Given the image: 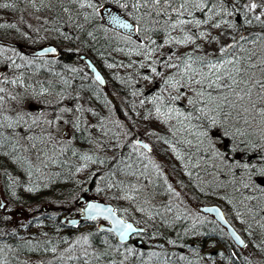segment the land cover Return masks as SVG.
<instances>
[{"label": "snow or ice", "instance_id": "1", "mask_svg": "<svg viewBox=\"0 0 264 264\" xmlns=\"http://www.w3.org/2000/svg\"><path fill=\"white\" fill-rule=\"evenodd\" d=\"M71 3L78 6L79 9L89 10L82 13L86 22H93L97 17L101 21H105L103 13L108 6L103 3V0H71ZM115 3L119 9L123 10V14L113 15L109 11L106 24L115 26L113 30L116 28L126 30L122 35L117 32L118 40L125 47H118L116 51L124 53L127 49L128 55L134 54L137 57H143L144 62H141L139 67H149L153 75H145L142 78L145 81H150L153 85L156 84L157 78L159 79L160 84L157 85L159 91L151 96H145L140 104L144 106L147 102L153 105L156 119L164 124L171 125V122L175 121V124L171 125L173 135L176 132L187 134L177 143L191 146L193 140L187 137H194L197 151L211 150L214 158H221V153L216 150L214 142L210 138L212 129H223L224 135L243 138L248 136L249 132L240 127L242 122L247 128L256 125L260 128L261 134L264 135V50L257 53L255 50L247 48L245 45L249 41L243 34L233 35L231 42L225 38L226 29L233 31L236 29L235 23L226 19V17L237 14V4L229 6L225 0H212L211 6L209 0H115ZM3 7L8 8L10 5L5 4ZM242 7L246 9V13H255L259 10V15H255L254 19L264 24V0H250ZM64 11L68 12L69 9L65 7ZM197 13L203 14L205 18H198ZM69 18L71 19V16ZM246 23L251 24L252 20L246 18ZM205 26L207 27L205 28ZM81 27L83 26L81 25ZM99 30L107 33L109 27L100 25ZM213 30H216L218 34L213 35ZM133 32L137 34V39L140 42L133 39ZM88 35L92 36L93 33L89 32ZM154 37L162 38V42L158 43V40ZM251 43L255 45L258 41L252 40ZM21 59L25 58L21 57ZM13 64H15V61H13ZM132 66V63L128 65L130 68ZM158 66L163 71L158 70ZM16 67H20V65H16ZM108 67L112 68L114 65L109 64ZM17 79L20 80V78ZM96 80L103 83L99 73L96 74ZM20 82L23 81L20 80ZM0 83H9V81L5 79ZM11 83L15 84L17 80H12ZM44 91L42 90L40 95H43ZM0 93H6V89L0 87ZM137 94L133 92L134 96ZM139 94L143 95L142 92ZM9 98L13 101L18 100L15 95L9 94ZM4 103L5 96L0 95V109L3 108ZM12 111H15L16 115L14 117L4 115L0 119V129L11 130L12 137H18L16 143L23 139L16 132L18 127L27 126L28 130H31L33 126H40L41 123L48 127L42 129L40 136L29 135L27 139L33 142L38 140L40 143L50 142L53 136L49 129L54 123L63 119L62 115H57L55 120H51L33 117L22 110L12 109ZM81 111L82 108H76V112ZM70 112H72L70 108L61 109V113ZM152 115L153 112L149 111L144 119H148ZM64 122L68 123V121ZM117 126L121 127L118 123ZM74 127L77 129L80 127L79 118L75 121ZM43 132H47V136L43 135ZM149 135L154 136L156 134L150 133ZM9 140V136H5L3 132H0V146H3L2 141ZM164 143L170 145L171 151L177 159L184 161V154L176 144L167 139H164ZM31 146L35 147L36 145L33 143ZM129 146L132 148L133 153L137 152V149L145 151L137 155L136 161H132L131 153L127 161L120 158L115 168L109 171L105 177L108 181L106 188L98 187L97 191L114 189L115 194L112 199L129 201L130 205H137L133 208V211L145 214L149 220L155 216H160L165 224L171 226L176 221L188 219V214L171 202L165 206L164 213L152 208V193L149 185L153 184V180L149 169L154 170L159 177L162 175L160 165L148 155L153 151L148 143L136 140ZM116 147L123 148L125 145L121 144L117 138ZM13 151H15V145H13ZM63 151L62 148L61 152ZM73 154L75 155V152ZM16 159L17 162L27 165L28 175L31 177L33 168L31 161L20 157ZM81 159L99 164L106 162L102 159H94L90 155H82ZM41 163L44 164L45 162L41 161ZM84 167H87V163ZM228 167L231 168V165ZM185 168H187V164H185ZM243 168L247 177L246 180L242 181L243 187L246 189L255 187L252 182L254 172L249 170L247 164L243 165ZM80 170L77 169V171ZM36 171L39 172L40 169L37 167ZM187 174L191 176V172ZM260 175L264 176V169L260 170ZM141 178L146 180L147 183L142 184ZM133 179L135 182H133ZM13 183H15V180H13ZM164 183L167 185V191L179 199L181 194L173 189L166 178ZM33 190V187L27 189L29 192ZM256 190L261 193V196H264V189L258 188ZM201 191H204V189H201ZM244 199L259 198L246 196ZM5 207L7 205L0 202V208ZM245 207L247 214L255 219L253 209L248 205H245ZM174 208L176 214L169 221L166 213L172 212ZM123 211L127 213L128 209ZM205 211L216 212L220 220L224 221L225 224L228 223L219 209L207 208ZM260 211L264 212V207H261ZM81 212L88 220L95 221L103 218L110 221L111 228L101 227L99 231L108 234L114 232L118 236L120 244L112 245L105 238L102 241L106 245L105 251L97 254L92 250L91 237L94 234H82L59 255L58 259L61 264H70V262L71 264H94V261L98 264L102 256L111 257L112 250L118 253L122 259L119 261L110 259V264H128L132 257L138 258V264H150V262H153V258H155V264H174L173 257L176 256V253L169 256L163 250V245L157 246L161 249L160 251H149L147 253L148 260H145L144 252L124 244L123 242L133 234L139 235L145 229L135 227L133 223L118 218L116 208L93 202L88 203ZM242 215L244 214L237 210L235 218L240 219V222L244 224L245 221L241 219ZM203 222L204 220L198 216L193 219V235H207L195 231L197 224ZM260 226L264 228V224ZM231 235L238 243L244 244V241L234 230ZM65 242L67 243V241ZM167 243L175 245L176 241L168 240ZM121 248H123V251H121ZM3 251V249H0V253ZM51 251L56 253L57 249L53 247ZM196 255L198 257L196 261L189 260L185 256H179L178 260L185 261L186 264H200V261L205 258L199 256L198 251ZM219 255L223 257L224 254L219 253ZM207 259L211 260L212 256L209 255ZM0 264H7V260L0 259Z\"/></svg>", "mask_w": 264, "mask_h": 264}, {"label": "trees", "instance_id": "2", "mask_svg": "<svg viewBox=\"0 0 264 264\" xmlns=\"http://www.w3.org/2000/svg\"><path fill=\"white\" fill-rule=\"evenodd\" d=\"M17 1L21 6L22 1L24 0ZM52 1L53 0L46 1L45 9L49 6V4L52 3ZM211 2L212 0H209L210 6ZM225 2L229 6L237 4V14L232 17H226V19H229L235 23L237 34L236 36H238V34L241 32L246 33L244 34V36L247 37L249 42L245 46L249 49L255 50L257 53H260L262 50H264V48H261V44H264V24H261L259 21H256L254 19V16L257 14L246 13V9L242 6L247 3V0H238V3L237 0H225ZM103 3L118 8L115 0H103ZM53 5V8L57 9L60 12V14L58 13V15L61 17V21L54 25V29L62 30L60 34L62 33L63 36L61 39L57 37L55 39L57 41L56 43L65 44L67 45V47H70V49L67 50V48H63L59 56L51 58H31L22 53H19V55L16 56L17 60H20V58L24 56L25 58L31 59L36 62L55 61V66L57 65V68L60 71H65L70 66V63L76 61L75 59L77 58L76 56L74 57V51L72 49L74 47H81L80 50L88 53L87 56H89L94 61L96 66L100 68L104 75L108 74L110 76L109 72L105 69L102 61H104V63H106L107 61L109 64L116 65V67L118 68V77L114 79L113 77H110L109 82H111L110 84L113 85L112 87H114L115 90H118L116 94H119V97L124 99L125 109L127 110V115L125 113V116L127 117L125 122L127 125H132L129 128L133 127L139 131L140 125H142V127H144V125H158L159 133L150 138L151 147L154 146V144H156L157 142H161V144H163L161 151L165 152L167 147H170V145L165 144L164 139L171 141L173 144H176V146L179 145L177 143L178 140L176 139L178 138L177 135H181L180 132H176V134L173 135L171 126H169L170 124H164L159 119H156L153 105L147 102L144 106H141L140 104V101L144 99L145 96H151L158 92L159 88L157 87V85L160 84L158 78L155 85H153L150 81H145L142 78L145 75H153L149 67H139V64L141 62H144L143 57H137L134 54L128 55L127 49L124 53L116 51L118 47H125V45L117 38V32L119 31L113 30V28L102 22L99 17H97L93 22H86L83 19L82 13L89 10L79 9L78 6H75L73 8L74 13L72 14L70 19V15H68L69 13L64 11L65 7L68 8L70 6L63 3L58 4L56 2ZM197 17L200 19L205 18L203 14L200 13H197ZM246 18L252 20V23H246ZM81 25L83 27H81ZM100 25L109 27V31L105 33L104 31L99 30ZM7 28V30H9L10 32L0 31V35L4 36L13 34V28L11 26H8ZM89 32H92L93 35L89 36ZM120 34L122 35V33ZM154 38L158 40V43L162 42V38ZM133 39L137 40V42H140L137 39V36H133ZM252 40H257L258 43L254 45L251 43ZM66 52L68 53L66 54ZM11 59L12 58L7 55L0 57V68H3V71L7 72L6 70H10V68H13L15 66V64H13L14 60ZM58 62H67V64L64 67L58 65ZM130 63L133 64L131 68L128 67ZM27 70L33 71L29 72ZM158 70L163 71V69H160L159 66ZM19 71H23L27 75L31 74L32 79H36L35 76H37L38 73L40 74L41 70L35 67V64L30 66L29 64L24 63L22 60ZM27 80L31 79L27 78ZM90 83L93 82L89 81V84ZM108 84L109 83L107 80L106 87H102L100 85L99 86L101 87V89H106ZM89 86V94L91 96V100L97 106L101 104L100 106H102L104 111H106L108 109L107 100L105 98L106 96L102 95V93L96 88L97 86ZM133 92H136L138 94L139 92H142L143 95H140L139 99H136L135 102H132L131 99L137 96H134ZM149 111H152L153 115L148 119H144ZM258 123L259 122L257 121V124ZM174 124L175 121H172L171 125ZM46 126L47 125L33 126L31 130H28L27 126L18 127L16 129V132L19 134V136L23 137V139L19 140V143H16V139L18 137H12L11 130L0 129V132H3L5 136L10 137L9 141H2L3 146H0V178L2 183V195L8 201V207H10L11 209H13L14 206L23 205L25 206L24 208L26 209V211L30 212L31 210L32 212V214L30 215L31 217H29V222L25 226L27 230L25 233L20 231L12 234L3 232L0 233V249L4 250L2 253H0V259H6L7 264H27L26 260L32 258L36 260H43L45 264H49V262H51V264H61L58 259V254L63 249V247H65L69 243L72 238L71 232H75L76 229L67 227V225L59 219L57 214L61 212L60 210L64 211V209L71 208L73 206V202H64V199H71L74 194H76L83 188L82 185L86 184L87 182L90 183L91 188H93V185L95 184L93 178H79L78 180L76 174L77 163L82 162L81 156L83 154L81 152L87 150L86 152L92 153V151L95 149V141L91 137V135L89 133L83 135L80 131V128H78L75 135L73 136L72 144H68L67 148H63V152H61V149H59L58 147L53 146L50 142L40 143L38 140L33 142L27 139V136L29 135L40 136L42 134V129L47 128ZM249 129H251L252 131L251 134L246 138L249 142L247 143L256 145L255 155H258V157L250 159L251 164H249L254 167L252 170L256 171H253L255 175H253L252 181L255 187H249L247 189L243 187L242 181L247 179L246 175L244 174L237 175V180L232 178V174L229 179H225L226 176L221 175V177H224V179L216 185L217 188L220 189L219 192L222 197L220 195L206 196L200 194L197 188L203 185V170L209 171V167L202 166V164L206 160H209L211 157H213V155L211 150L197 151L196 139L191 136L188 137L193 140V144L191 146L185 144L181 146L182 153L185 157L183 162H187L189 164L191 163L192 165L197 163L195 168L197 169L198 167V169L196 172L193 169H191V171L188 169L184 172L178 169V171L181 177L184 176L185 182H187V179H189V184L191 186V189H193L192 193H194L196 199H199L202 202L213 201L222 203L225 210H227L228 208L230 216L233 215L234 209H237L238 207V198L240 199L239 204L244 205L243 207H241V210L244 214H247L244 212L245 205H248L253 209L255 213V219H253L252 216L250 217L252 221L250 225L252 226L251 228H253L254 235L256 234L260 236L259 249H257L256 251H259L260 253L262 251L261 257L263 258L264 252L262 246L264 245V228H262L260 225L264 224V212H261L260 209L261 207H264V196H261V193L256 189H264V183H261V179H264V176L259 174V177H257V174L260 173V170L264 169V135L261 134L260 128L256 125H254L252 128H247V130ZM43 135L47 136L46 132H43ZM186 135L187 134L185 133L183 137H185ZM235 141V138H233L231 135L223 141L225 153H230L229 164L220 162L217 158L213 157L215 163L218 162L221 166L218 167V169L223 172L226 169H230L234 174V172L236 171L235 167L233 166L234 158L240 161L245 160L246 157H243V159H241L236 155L238 151H241V148L246 154L249 153L248 150L244 149L242 143V141H244L243 139L238 137L236 144ZM33 143H35V147L31 146ZM232 143L234 144V146L230 145ZM113 144L114 146L112 147V149L115 150V154L112 158H106L103 156L99 158L95 157L106 161L104 164H100L101 171L99 172V176H101L105 181H107V179L105 178L107 173L115 168L116 163L119 162V159L123 158L125 161H127L130 154V152L127 150V145H125V147L123 148H117V140H113ZM13 145H15V151H13ZM214 145L215 148H217L216 143H214ZM186 146H188V148H191V151L193 153H189V150ZM57 149L60 151H58ZM74 152L75 155L73 154ZM17 157L27 158V160L31 161V163L33 164L31 177H29L28 175L27 165L22 162H17ZM37 157H39V159H37ZM172 157L177 159L173 152ZM53 160L57 162V165L54 164ZM177 160L181 161L179 159ZM41 161H44L45 163L42 164ZM132 161H136V158L132 157ZM229 165H231V168L228 167ZM37 167L40 169L39 172L36 171ZM87 170L89 173L92 172L93 169L87 167ZM42 172H44L45 174L48 173L49 176L46 175L45 177H43V175H41ZM188 172H191V176L188 175L189 177H187ZM13 180H15V183H13ZM226 184H229V187L231 188L230 191L225 188ZM29 187H33L34 190L31 192L27 191ZM208 187H210V185H208ZM206 190L208 189L206 188L201 192H206ZM246 196L258 197L259 199H251L252 203H250L244 199V197ZM46 203L48 204V209L43 210V207L41 205H45ZM118 209L120 210V213H123L120 208ZM10 212L12 213V216H8L7 212L3 208L0 209V219H3L4 221L10 223V218L15 216V212H18V209L16 208L15 211L11 210ZM247 216L248 214L246 215V217ZM6 217L7 219H5ZM156 220L157 224H159V229L154 227L156 225H151L149 219H140L137 222L145 224L147 231L143 233V235L146 238H156L160 237L161 233L164 234L165 237L163 241V250L166 251L169 256H171L172 253H176V256L173 257L174 264H186L185 261L178 260L179 256H185L189 260L193 261H196L198 259L197 255L195 256V259H192V255H189L186 250L187 248H191L194 244H196L194 247H198V245H200V247H205L204 243L201 246V244H199L198 242L200 236L202 237L201 241L204 242L209 233L214 232V234H216V236L220 238L219 240H221V242H226L227 233L219 224V222L215 223L214 231H206V229L201 228L199 227V225H197L195 231L199 233H206L207 235H193L192 222L189 221V218L176 221L172 226L165 224L160 216H158ZM1 226L2 225H0V227ZM28 230H31V233L27 234ZM186 232L187 234H185ZM92 233L94 235H92L91 237V242L93 245V250L97 254L103 253L105 251L106 245L102 242L105 238H107L112 245L120 244L117 242L114 235L100 232L97 226L95 230L92 231ZM168 240L176 241L175 245L168 244ZM65 241H67V243ZM143 242V247L146 248V240L143 239ZM212 243L213 241L211 242V244ZM190 244L193 245L191 246ZM53 247L57 249L56 253H53L51 251ZM234 247L235 249H233L232 251L235 253L237 248L235 244ZM213 250L214 249L211 248V251H209L207 256L204 253L198 252L199 256L205 258L203 261H200V264H206L208 262L207 258L209 255L212 256V261L215 260V251ZM110 259H116L117 261H119L122 258L119 256V254L112 250V256H102L98 264H110ZM232 259L233 260L231 261L233 263L240 264L238 263V261H236L237 259L235 256H233V254ZM134 263H136L135 258H133L129 264ZM94 264H97V262L94 261ZM150 264H155V261L150 262Z\"/></svg>", "mask_w": 264, "mask_h": 264}, {"label": "rangeland", "instance_id": "3", "mask_svg": "<svg viewBox=\"0 0 264 264\" xmlns=\"http://www.w3.org/2000/svg\"><path fill=\"white\" fill-rule=\"evenodd\" d=\"M46 1L47 0H24L22 1L21 6L19 5V2L17 0H0V31L4 32H10L7 30L8 26H11L14 30L12 32L13 34L9 35H2L1 38H4L9 41H14L17 43H20L22 45H25L29 48L37 47L40 44L44 43H56L55 40L57 37L61 39L62 33L60 32L62 30L54 29V25L59 23L61 21V17L58 15L60 12L53 8V4L56 3H63L65 5H68L69 11L68 13H74L70 12L71 8H74L75 6L71 3V0H53L51 4L45 9L46 7ZM107 1V0H106ZM250 0H247V3H249ZM246 3V4H247ZM8 4L10 7L5 8L3 5ZM104 11H107L106 9ZM108 15V12H105ZM255 14L259 15V10L255 12ZM107 20V18L105 17ZM207 26H205L206 28ZM226 39L231 42V37L236 34L235 31L231 29H226ZM218 34L216 30H213V35ZM246 34L244 32H241L238 34ZM60 46V49L67 48L70 49V47H67L65 44L57 43ZM255 47V46H253ZM81 47H74L72 50L74 51V57L75 59L73 63H70V66L65 71H60L57 68V65L55 66V61H40L36 62L31 59H23L24 63L31 65L35 64V67L40 69V74L38 73L37 76H35L36 79H32L31 74L27 75L23 71L20 72V67H16V65H20L22 59L17 60L16 56L19 55L20 51L17 50L14 47L0 45V57L7 55L11 60L15 61V66L13 68H10V70H6L7 72H2L0 74V81H4L7 79L9 83H0V87L6 89V93H0V95L5 96V103L3 105V108L0 109V119L4 115L8 116H15V111H12V109L16 110H22L26 113H29L33 117H42L43 119H51L55 120V117L57 115H62L63 119L59 122L54 123L49 131L51 132L53 139L50 141L53 146L58 147L59 149L67 148L68 144H72L73 136L76 133L77 128L74 127V123L79 118L80 122V131L83 135L90 134L91 137L95 141V149L92 151V153H88L86 151L81 152L83 155H90L95 157H109L112 158L115 154V150L112 149L114 146L113 140L119 139V142L121 144L127 145V150L132 154L133 158H137V155L140 152H144L143 149H137V152L133 153L132 148L129 146L131 143H134L136 140L143 138L144 141H146L151 146V140L150 138L153 137V135H149L150 133H159L158 125H140L139 131L136 128H129L132 125L126 124V116L127 110L125 109L124 99L119 97V94H116L118 90H115L113 85H111L109 82L110 77L117 78L118 76V68L116 65L114 67L109 68V63L106 61H102V63L105 66V69L109 72L110 76L106 74V79L108 80V86L106 89H101L99 84L93 79L92 73L86 67V63L81 60L79 56H81L82 53H85L86 56L88 53H86L83 50H80ZM261 48H264V44H261ZM68 52H66L67 54ZM80 58V59H79ZM159 59V57H157ZM60 66H64L67 64V62H58L57 63ZM1 69V68H0ZM75 69V71H74ZM161 69V68H160ZM57 70V72H56ZM29 71V70H27ZM33 71V70H31ZM29 71V72H31ZM17 78H20L23 82L21 83L20 80ZM27 78L31 80H27ZM12 80H17V83L13 84L11 83ZM30 81V82H29ZM89 81L93 82L89 84ZM94 85L97 86L96 88L102 93L103 96H106L108 109L104 111L103 107L97 106L92 100L91 96L89 94L90 86ZM44 91L43 95H40L41 91ZM141 93V92H139ZM10 95H15L18 97L17 101H13L9 98ZM89 94V96H88ZM140 98V94H137L135 98L131 99L132 102H135L136 99ZM135 99V100H134ZM80 107L82 108L81 112H76V108ZM64 108H70L72 109V112L70 113H61V109ZM119 115V116H118ZM64 121H68V123H65ZM30 123V121H29ZM117 123L121 125V127L117 126ZM41 125H44L41 123ZM103 125V127H102ZM171 126V125H169ZM48 127V126H46ZM241 128H245L247 130V126L243 125L241 122L240 124ZM168 129V128H167ZM170 129V128H169ZM138 131V132H137ZM249 132V135L251 134V129L247 130ZM107 133V135H105ZM48 133L46 132V135ZM181 135H177L176 140L183 139L185 133L180 132ZM223 129H212L210 138L211 140L216 143L217 148L216 150L221 153V158H217L220 162H223L225 164L230 163L229 154L225 153L224 149V143L223 141L227 139L230 135H224L223 137ZM101 136V137H100ZM237 136L235 138V144L237 142ZM248 136H245L241 139L244 149L249 151V155L244 152V150L241 148V151H238L236 153L238 158L243 159V157H246L245 160H237L234 158L233 160V166L235 167L236 171L232 175V178L237 180V175H246L245 170L243 168V165L247 164L249 166L250 171L254 167L251 164L250 159L258 157V155H255V149L256 145L248 144V140L246 139ZM188 139H191L188 137ZM246 141V142H245ZM248 142V143H247ZM177 145L178 149L182 152V145L183 143H178ZM234 146V144H230ZM163 144L161 142H157L152 146L151 148L153 151L151 153H148L150 158L155 161L157 164L160 165V172L162 173L161 176H157L155 171L151 168L149 169L152 173L151 179L153 180V184L149 185V189L152 193V201L151 206L155 210H159L161 213H164V208L166 205L171 202L173 205H178L181 211L186 212L189 216V221L193 223V219L195 217H201L204 222L198 223L199 227L204 228L207 230L214 231L215 223L217 222L214 220L215 218L211 215H203L200 213L197 209L198 205L204 203L205 201H201L199 199H196V196L194 195L193 189H191V186L189 184V179H187V182H185L184 176L181 177L178 169H171L172 166H174L179 161L172 157V151L171 147H167L165 152L161 151ZM188 148V146H186ZM58 150V149H57ZM189 153H193L191 151V148H188ZM60 151V150H58ZM183 154V153H182ZM254 155V156H253ZM115 157V156H114ZM189 159V158H188ZM222 159V160H221ZM54 164L57 165V162L54 161ZM85 163H87V167L93 169L92 172L88 173L87 167H84ZM147 163V161H145ZM206 164H202V166L209 167V171H213V166L221 167L218 162L215 163L213 157H211L209 160L205 161ZM209 163L210 165H207ZM256 163V161H255ZM191 164V163H190ZM197 163L193 164L194 168ZM213 164V165H212ZM55 165V168H56ZM192 165V164H191ZM240 167H237V166ZM81 169L80 171H77V177L85 179L87 177H91L94 179V185H93V194H95L98 197H104L107 199H110L113 201V203H116L117 206L123 211L124 209H128V212L125 213L128 217L134 219L135 221H138L140 219H148L145 214H142L137 211H133V208L137 205H130L129 201L124 200H114L112 199L113 195L115 194V190H105L102 192H98L97 188H106V184L104 182H108L102 179L101 176H99V172L101 171V165L91 162H86L82 160V162L77 163V169ZM198 169V167H197ZM195 170V172L197 171ZM56 170V169H55ZM191 171V169H189ZM97 171V172H96ZM96 172V173H95ZM256 172V171H255ZM95 173V174H94ZM260 173L257 174V177H259ZM43 177H45L47 174L42 172ZM255 175V174H254ZM49 176V175H48ZM187 177L188 174H187ZM167 179L168 183L172 185L173 189L177 192H179L180 198H175L172 194H170L167 191V185L164 183V179ZM184 178V179H183ZM134 180V179H133ZM135 182V181H134ZM264 183V180L261 179V183ZM141 183L145 184L147 183L146 180L141 178ZM210 187L206 186V184L202 185L201 187L197 188L199 193L202 195H209V196H218L222 195L219 192V188H217L216 182L211 181ZM83 186V185H82ZM81 186V188H82ZM208 189L206 192H201V189ZM80 191H78L74 196L69 199L66 198L63 201L64 202H73L75 197L78 195ZM5 201L7 204L6 208H3L8 216H12L11 210L18 209V212H15V216L10 218V223L4 221L3 219H0V233H17V232H23L25 233L26 225L29 222V217L32 214L31 210L26 211L23 205L14 206L13 209L8 207V201L6 198H4L3 195L0 196V202ZM237 203V209H234L233 215H229V210L227 208L226 212H228V218L237 226V228L242 232L243 235H245V238L247 240V243L244 247H238L236 246L235 253L232 251L235 249L234 243L229 237L227 231L226 236V242L223 243L220 238L214 234V232L209 233V236L212 237H206L205 241H201L202 237L200 236L198 242L199 244L204 243L205 247L198 245V247H194L196 244H190L192 247L187 248V253L189 255H192V259H195L196 253L201 252L204 253L206 256L211 251V248H213L215 251V260H207L208 262L206 264H235L231 260L232 254L236 257V261L240 264H264V257L262 258V251L261 253L259 251H256L259 249V238L260 236L254 235L253 228L249 227V225L252 223L251 221V215L244 214L241 210L244 205H240V199L238 198ZM247 202H251V200H247ZM223 207L224 205L220 203ZM240 205V206H239ZM44 206V205H41ZM40 207V206H38ZM245 208V213H247V209ZM2 209V208H0ZM239 210L242 215L241 219L245 221L244 224L240 222V219H236V211ZM62 211V210H60ZM175 208L172 212L166 213V216L169 220H172L175 216ZM15 217V218H14ZM158 216H155L153 219L150 220L151 225L155 228L159 229V224H157ZM59 219H61V216H59ZM13 220V221H12ZM238 224V225H237ZM95 228L96 224H86L82 225L78 228H76L75 232H71V240L69 243L63 247V249L60 251L58 255H60L65 248L69 246V244L74 243L75 240L81 236L82 234H89L91 231H88L89 228ZM24 230V231H23ZM93 230V229H92ZM218 232V231H217ZM244 232V233H243ZM31 233V230H28L27 234ZM164 234L161 233L160 237L156 238H146L143 236V239L146 240L147 247H141L136 245L134 242V239L126 244L129 247H134L138 249L140 252H144L145 256L144 259L148 260L147 253L149 251H160L161 249L157 247L158 245H163L164 248ZM214 239V240H212ZM213 243L211 244V242ZM201 241V242H200ZM263 252H264V245L262 246ZM93 250V248H92ZM121 251H123V248H121ZM184 251V252H186ZM219 253H223V257L219 255ZM118 254V253H117ZM120 256V255H119ZM59 257V256H58ZM121 257V256H120ZM122 258V257H121ZM135 258L136 264L138 261V258L132 257L128 261V264L130 261ZM27 264H45L43 260H36L34 258L26 260ZM153 261H155V258H153ZM205 264V263H204Z\"/></svg>", "mask_w": 264, "mask_h": 264}, {"label": "water", "instance_id": "4", "mask_svg": "<svg viewBox=\"0 0 264 264\" xmlns=\"http://www.w3.org/2000/svg\"><path fill=\"white\" fill-rule=\"evenodd\" d=\"M0 42H2V40H0ZM6 43H7V44H12L11 42H6ZM28 52H29L31 55H36V56H40V57H41V56H52V55H58L60 51H59V47H58L57 45H55V44H51V45H50V44H46V45H43V46H41V47H38V48H36V49H34V50H32V51L29 50ZM82 57L85 59L86 63L88 64V67H89L90 70L92 71L94 78L96 79V74L99 73V75H100V76L102 77V79H103V83H100L99 81H98V82H99L101 85H106V79L103 77V74L101 73V71L99 70V68H98L97 66H95V64L93 63V61H92L90 58L85 57V56H83V55H82ZM0 187H1V179H0ZM88 190H89V189H88V185H86L84 191H88ZM82 202L85 203V204H84V206H82L81 209H80V213H79V215H78L79 217H78V216H75L76 214H73V215H72L71 213L68 212L66 215H64L63 219H65L66 217H69L70 215L73 216V219L71 220V224H73L74 226H77L78 223L81 222V220L84 221V222L91 221V220L86 219L85 216H84V215L82 214V212H81V210H82V209H83L88 203H93V202H95V203H102V204H105L106 206H111V207H114V208H115V206H114L113 203H111V202H109V201H106V200H103V199L91 198V199L86 200L85 197L82 196ZM199 208H200V210H202V211H204V212H207V211H205V209H207V208L219 209V211H220L221 213L224 214L225 219L228 221L227 224H225L224 221L220 220V218H219V216L216 214V212L213 211V212H207V213L213 214V216L215 217V220L219 221L223 226L226 227V230L228 231L229 235L232 237V240H234L235 243H236L237 245H239V246H241V247L245 246V244H246V240H245L244 236H243V235L240 233V231H239V230H238V229L232 224V222L227 218L224 209H222V207H221L219 204H218V205H217V203L203 204V205H201ZM117 216H118V218H120V219H125L123 216H121L120 214H118V212H117ZM125 220H127V221L130 222V223H133V225H134L135 227H142V226H140V225L134 223L132 220H129V219H125ZM107 221H108V220H107ZM108 222H109V224L101 225V227H103V228H111L112 225H111L110 221H108ZM142 228H144V227H142ZM233 230H234V231L236 232V234L239 235L240 238L244 241V244H243V245H241L240 243H238V242L235 240V238L231 235V233H232ZM113 234L116 235L114 232H113ZM116 238H117V240L119 241V238H118L117 235H116ZM130 238H131V237H130ZM130 238H128L127 240H125L123 243H126L127 241H129ZM119 242H120V241H119Z\"/></svg>", "mask_w": 264, "mask_h": 264}, {"label": "bare ground", "instance_id": "5", "mask_svg": "<svg viewBox=\"0 0 264 264\" xmlns=\"http://www.w3.org/2000/svg\"><path fill=\"white\" fill-rule=\"evenodd\" d=\"M70 12H74V9L71 8V9H70ZM72 14H73V13H70V14H68V15L72 16ZM91 60H92V59H91ZM85 62H86V61H85ZM93 63H94V62H93ZM185 164H187V168H185ZM203 164H206V163L204 162ZM207 165H210V164L207 163ZM212 165H213V164H212ZM171 169H179V170H181L182 172L187 171L188 169L196 170V168H194L193 165H191V164H189V163H187V162H182V161H179L178 163H176L174 166H172ZM231 174L233 175V172H232V170H230V169H228V170L226 169V170H224V172H223V171H220V172H219V171L217 170V166H213V171H204V170H203V178H204V180H203V185L206 184V186H208V184H210L211 181H214V182L218 181V182H216V184H219V183L221 182V180L224 179V177L222 178L221 175H225V176H226L225 179H229V177L231 176ZM118 178H122V177H118ZM133 182H134V180H133ZM225 188L228 189V191L231 190V188L229 187V184H226ZM123 217H124V216H123ZM124 218H125V219H128L127 217H124ZM169 221H171V220H169ZM174 224H175V223H174ZM174 224H172V225H174ZM138 225H140V226L144 227V229H146L145 224L140 223V224H138ZM172 225H171V226H172ZM95 228H96V227H95ZM95 228H92V226H91V228H89L88 231H91V233H92V231L95 230ZM92 229H93V230H92ZM131 238H132V237H131ZM129 241H130V240H129ZM129 241H127V242H129ZM136 245L143 247V246H144V242H143V243H140V244H136ZM134 264H136V263H134Z\"/></svg>", "mask_w": 264, "mask_h": 264}, {"label": "flooded vegetation", "instance_id": "6", "mask_svg": "<svg viewBox=\"0 0 264 264\" xmlns=\"http://www.w3.org/2000/svg\"><path fill=\"white\" fill-rule=\"evenodd\" d=\"M114 8V7H113ZM107 10V9H106ZM106 12H108V11H106ZM105 13V12H104ZM114 15V14H113ZM105 17L107 18V13H105Z\"/></svg>", "mask_w": 264, "mask_h": 264}]
</instances>
